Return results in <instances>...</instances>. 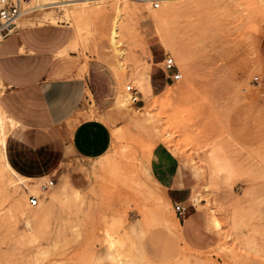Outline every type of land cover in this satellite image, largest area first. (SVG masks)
I'll return each mask as SVG.
<instances>
[{
  "label": "rangeland",
  "instance_id": "rangeland-1",
  "mask_svg": "<svg viewBox=\"0 0 264 264\" xmlns=\"http://www.w3.org/2000/svg\"><path fill=\"white\" fill-rule=\"evenodd\" d=\"M130 1L138 10L123 25V56L99 12L76 19L71 10L67 18L72 5L57 3L29 14L48 12L54 23L74 26L72 51L109 63L120 87L101 112L110 150L83 164V186L60 176L42 191L48 179L9 172L0 153V264H264V0H158V8ZM168 56L182 77L147 96L136 73L154 62L168 78ZM127 85L140 92L139 103L127 99ZM119 95L125 106L116 104ZM148 103L150 123L143 121ZM15 126L4 121L9 134ZM164 156L191 177L209 234L203 246L185 240L180 214L152 177Z\"/></svg>",
  "mask_w": 264,
  "mask_h": 264
},
{
  "label": "crops",
  "instance_id": "crops-1",
  "mask_svg": "<svg viewBox=\"0 0 264 264\" xmlns=\"http://www.w3.org/2000/svg\"><path fill=\"white\" fill-rule=\"evenodd\" d=\"M0 35V107L16 125L6 138L8 164L25 178L66 176L83 186V164L105 156L112 144L111 128L101 116L112 108L120 87L110 64L76 55L74 26L46 22L41 15L22 17L17 28ZM169 75L153 62L151 91L167 86ZM116 104L122 106L119 100ZM151 173L168 202L186 207L178 216L185 240L203 246L209 234L192 201L188 172L164 156L152 164Z\"/></svg>",
  "mask_w": 264,
  "mask_h": 264
},
{
  "label": "bare ground",
  "instance_id": "bare-ground-1",
  "mask_svg": "<svg viewBox=\"0 0 264 264\" xmlns=\"http://www.w3.org/2000/svg\"><path fill=\"white\" fill-rule=\"evenodd\" d=\"M51 1V0H38V3L37 5L35 4V0H27V5L28 7H25L24 9V14L22 17H26V16H29L30 13L33 12V10L35 9H44L50 5H53V4H61L62 6H67V5H72L70 8H66L65 11L66 13L64 15H66L67 18H69L71 16L70 12L71 10H73L72 12L75 13V17H77L76 19H82L84 17V15H88L89 13H93L94 11L96 12H99L98 15L99 16H102V18L105 19L106 23H108L110 25V29H109V39H110V43L111 45L114 47L115 49V52L117 53V55L119 56H123L124 54V50L122 49H119V45L121 43V32H122V29H123V25H124V22L126 20V18L128 16H133V14L138 10V7L135 5V3H131L130 0H120V1H115V2H110L112 0H61V1ZM164 2L167 3L168 0H162ZM169 2V1H168ZM173 2V1H172ZM145 3H150V1H145ZM75 6V7H74ZM164 10V9H163ZM153 13L155 14L156 17L159 16V13L158 11H153ZM167 13V12H166ZM28 14V15H27ZM49 13L48 12H44L41 17L42 18H47V19H50L51 21L50 22H54L56 19L55 17H48ZM91 15V14H89ZM60 16V15H59ZM62 16V15H61ZM87 17V16H86ZM61 18V17H60ZM161 19V18H159ZM43 20V19H42ZM59 20V19H58ZM56 22V21H55ZM92 22V21H91ZM32 23V22H31ZM38 23V21H37ZM30 24V23H28ZM92 24V23H91ZM165 24V23H164ZM84 26V25H82ZM138 26V25H137ZM81 29L79 28V31ZM160 31V30H159ZM161 32V31H160ZM162 35V38H165L166 34L164 33H160ZM77 36V35H76ZM0 40H1V35H0ZM174 40V39H173ZM176 41V40H174ZM74 43L76 44V37H75V40H74ZM166 44L168 46H170L172 48V50L176 51L178 49H175L173 48V46H175L176 44L172 43L170 37L167 39V42ZM73 46H76V45H73ZM78 47V46H77ZM73 49H75L73 47ZM147 51V49H146ZM149 51V50H148ZM177 52V51H176ZM175 52V53H176ZM179 52V51H178ZM177 54V53H176ZM183 54V53H182ZM181 52L180 54L178 53V55H182ZM181 57H183L184 60H186L185 58V55H182ZM179 60H182L181 58ZM182 60V61H184ZM188 62V61H187ZM183 63H186L183 62ZM187 64V63H186ZM189 70V69H188ZM187 71V70H186ZM190 71V70H189ZM186 73V72H185ZM188 73V72H187ZM190 75V74H189ZM189 77V76H188ZM193 77V76H192ZM185 78V77H184ZM192 79V78H191ZM190 79V80H191ZM185 81V80H184ZM134 83L136 86H138L147 96L150 95V80H149V68L147 69V71H138L136 73V77L134 79ZM185 83V82H184ZM183 83V84H184ZM187 83H189L187 81ZM186 84H184L185 86ZM176 90V89H175ZM178 91V89H177ZM119 100V103L122 105V106H125L126 105V99H123L121 95L117 96ZM129 97V93L127 92V99ZM146 112H145V115L143 117V121L144 122H147V123H150V122H153L154 121V115L152 113V103H148L146 105ZM130 117V116H129ZM0 118H1V121L0 123L2 124V127H0V153H1V157H2V161L6 167V169L11 172V173H14L18 176H20L19 174H17L11 167L10 165L8 164L7 160H6V157H5V152H4V148H5V143H6V138L8 136V132L5 130V127H4V121L5 120H8L10 121V118L5 114V112L2 110V108L0 107ZM152 124V123H151ZM156 128V127H155ZM161 140V139H160ZM154 148V147H153ZM152 148V149H153ZM149 159V158H148ZM22 179H29V178H25L23 176H20ZM32 180V179H31ZM10 184H12V187L15 188V190H18V186L17 184L15 183V181H10ZM36 188V187H35ZM31 192H35L36 189L31 188L30 190ZM16 193V191L14 192ZM25 196V195H23ZM16 197V196H15ZM21 197V196H20ZM24 198V197H23ZM14 205L15 206H20L21 204V198H17V199H14Z\"/></svg>",
  "mask_w": 264,
  "mask_h": 264
},
{
  "label": "built area",
  "instance_id": "built-area-1",
  "mask_svg": "<svg viewBox=\"0 0 264 264\" xmlns=\"http://www.w3.org/2000/svg\"><path fill=\"white\" fill-rule=\"evenodd\" d=\"M139 1H150L153 8H158L160 3L158 0H139ZM27 0H0V32H10L17 28L20 19L24 14L25 7H28ZM165 70L170 74L169 79L171 81L179 80L182 75L176 67L174 59L171 56L165 61ZM256 81L258 78L255 79ZM126 91L129 93V99L132 103L137 104L141 101L140 92L132 85L126 86ZM55 179H48L41 185L42 191H47L51 187L55 186ZM29 204L32 207L39 205V197L31 195L29 197ZM174 209L178 214H183L186 207L181 203H176Z\"/></svg>",
  "mask_w": 264,
  "mask_h": 264
}]
</instances>
